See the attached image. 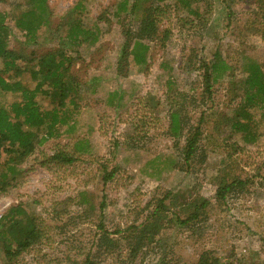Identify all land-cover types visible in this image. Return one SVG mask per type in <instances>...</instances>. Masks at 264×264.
Wrapping results in <instances>:
<instances>
[{"label": "rangeland", "instance_id": "rangeland-1", "mask_svg": "<svg viewBox=\"0 0 264 264\" xmlns=\"http://www.w3.org/2000/svg\"><path fill=\"white\" fill-rule=\"evenodd\" d=\"M127 1L48 0L49 27L31 41L23 40L14 27V18L27 7L26 0H0V19L7 26L1 35L8 49L39 55L58 48V36L64 39L66 34L65 27L57 33L56 26L64 16L80 20L95 37L77 49H67L72 55L76 50L81 59L76 72L82 84L78 107L65 106L66 124L58 125L55 135L18 166L10 186L0 194V217L10 207L23 205L44 221L52 235L47 244L12 263L72 264L89 251L96 264H196L205 252L221 264H264L261 110H250L256 122L250 131L253 144L229 124L243 97L240 80L246 75L245 64L255 61L264 72L260 3L213 0L211 20L203 29L183 26L178 17L184 12L176 15V0H168L164 3L167 17L158 24L159 32H169L168 41L164 45L145 42L144 62L136 64L133 52L127 68H122L127 73L121 76L115 66L126 22L120 6ZM214 53L230 69L214 83L210 99L201 102L197 61L201 57L209 61ZM22 80L29 86L27 78ZM166 80L197 99L186 105L192 124L203 115L199 146L204 155L197 156V164L190 169L181 165L184 138L176 141L168 133ZM16 98L17 94L0 93V105ZM37 103L42 109L49 107L43 96H38ZM57 152L74 161L70 165L50 161ZM5 161L2 155L1 171ZM103 169L115 171L105 184ZM234 178L249 180L244 191L229 194L223 202L210 199L222 179ZM167 191L172 194L165 201L169 211L152 222L154 207ZM81 192L89 195L91 203L78 205L76 196ZM175 193L178 198L171 203ZM102 196L103 229L114 240L110 246L95 244ZM202 198L210 199L202 215L192 225L181 226L176 219L192 210L186 202L198 203ZM117 231L122 233L113 234ZM8 262L0 252V264Z\"/></svg>", "mask_w": 264, "mask_h": 264}, {"label": "trees", "instance_id": "trees-1", "mask_svg": "<svg viewBox=\"0 0 264 264\" xmlns=\"http://www.w3.org/2000/svg\"><path fill=\"white\" fill-rule=\"evenodd\" d=\"M168 0H130L122 3L120 11L124 12L126 22L122 23L121 46L116 60V73L125 76L122 68H127L128 57L134 52L136 64L144 62V53L147 50L145 42L156 40L164 45L168 41L169 32L163 30L159 32V21L166 19ZM259 9L262 16L264 31V0H258ZM48 0H26V9L17 14L14 18V27L21 33L23 40L35 41L40 33L49 27L51 15L47 11ZM164 4V5H163ZM78 5V4H77ZM213 0H176L174 11L176 15L184 12L178 17L183 26L189 28H206L211 20ZM71 11V10H70ZM57 24V33L65 27V38H59V47L54 50L35 55L22 54L18 51L6 47L5 35H1V30H6L3 19H0V93L17 94L18 98L10 101L7 105H0V159L6 156L3 163V170H0V194L10 186L16 169L24 160L34 152L37 146L42 145L55 135L58 125H65L69 115L65 110L67 104L72 109L78 107L76 98L82 84L76 76L78 71L79 55L69 54L67 49H77L83 44L94 41V32L82 26L77 18L68 19L60 17ZM100 19V18H98ZM4 36V37H3ZM264 37V33L262 34ZM140 49L141 51L136 50ZM198 68L202 75V96L201 102L208 101L212 96L214 83L224 77L230 67L223 61L218 53H214L211 60L207 61L201 57L197 61ZM246 75L241 81L243 97L235 110V117L229 122L230 129L242 135L248 144L255 142L254 135L250 136V131L254 125V113L251 109L261 110L259 120L264 121V72L259 63L249 60L245 64ZM22 77V78H21ZM27 78L29 86L22 79ZM167 117L169 121L168 133L171 137L179 141L184 138V146L180 152L181 165L186 169L194 166L197 156L203 157V152L199 146L201 128L204 121L201 114L197 123L192 124L187 118L186 105L196 103L194 96L180 92L175 88L173 81H167ZM38 96H43L48 102V109H42L38 103ZM253 111V110H252ZM50 161L70 165L74 160L68 158L64 153H54L49 158ZM202 159L200 163H202ZM1 165V163H0ZM183 168V169H185ZM18 170V169H17ZM114 170L107 172L103 169L102 183L105 184L114 176ZM249 184V180L234 178L231 181L222 179L216 186L215 192L210 199L223 202L231 193L244 191ZM171 191H167L158 200L151 214L152 222L159 220L166 211H169L165 201L170 200ZM78 205L91 203V199L86 192L78 193ZM178 198V194H173L171 203ZM210 199L202 198L200 202H186V206L192 207L184 218H177L181 226H190L202 215L209 204ZM105 198L102 196L98 203V214L100 221L96 226L95 244H114L103 229V210L105 208ZM55 211V210H53ZM57 211V210H56ZM133 227L127 228V230ZM121 231L114 232L117 235ZM50 228L44 221L32 212H29L23 205L10 207L3 216L0 217V252L9 262L18 259L19 256L35 251L43 243L51 241ZM202 253L196 264H221L217 259H209ZM15 263V262H14ZM72 264H96L93 262L90 252H85L81 260H75Z\"/></svg>", "mask_w": 264, "mask_h": 264}]
</instances>
